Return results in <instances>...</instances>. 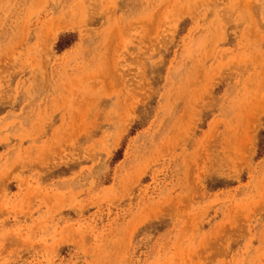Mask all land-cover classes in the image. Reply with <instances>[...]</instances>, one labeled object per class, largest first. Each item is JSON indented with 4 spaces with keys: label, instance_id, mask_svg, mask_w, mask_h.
Here are the masks:
<instances>
[{
    "label": "rangeland",
    "instance_id": "rangeland-1",
    "mask_svg": "<svg viewBox=\"0 0 264 264\" xmlns=\"http://www.w3.org/2000/svg\"><path fill=\"white\" fill-rule=\"evenodd\" d=\"M0 264H264V0H0Z\"/></svg>",
    "mask_w": 264,
    "mask_h": 264
}]
</instances>
